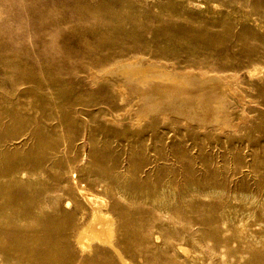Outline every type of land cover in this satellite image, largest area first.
<instances>
[{
    "label": "rangeland",
    "instance_id": "obj_1",
    "mask_svg": "<svg viewBox=\"0 0 264 264\" xmlns=\"http://www.w3.org/2000/svg\"><path fill=\"white\" fill-rule=\"evenodd\" d=\"M115 58L186 117L145 114ZM81 191L132 264H264V0H0V264H121L77 244Z\"/></svg>",
    "mask_w": 264,
    "mask_h": 264
},
{
    "label": "bare ground",
    "instance_id": "obj_2",
    "mask_svg": "<svg viewBox=\"0 0 264 264\" xmlns=\"http://www.w3.org/2000/svg\"><path fill=\"white\" fill-rule=\"evenodd\" d=\"M119 53V52H118ZM107 57V56H106ZM108 58V57H107ZM129 58V57H128ZM101 59V58H100ZM116 60H114V62H115V64L114 65H116V63H118L120 60L122 61V60H124V59H120V58H115ZM153 59V58H152ZM100 61V60H99ZM99 61H97L98 63H99ZM107 61V60H106ZM102 63V62H101ZM112 63H113V61H111V62H109V60H108V62H106L105 63V61H104V63L103 64H101L100 65V69H105V70H108V71H110V68H112V66H114V65H112ZM145 63V62H144ZM147 63V62H146ZM145 63V64H146ZM172 63V62H171ZM100 64V63H99ZM143 64L142 63V61H137V60H132L131 58H130V61H127V62H120V63H118V65H117V68H118V70L116 71L115 69H113V71L111 72L112 73V75L114 74L115 75V73L116 72H120V73H123V75L121 76L122 77V79L121 78H117V77H112V86L114 87V86H116V85H118V84H116L117 82L119 83V82H123L124 83V85L126 84L127 86H129V89H130V91L132 92L131 93V95L132 96H134V95H137L138 97H139V99H140V97L142 98V100H143V106H141L142 107V110H143V112L145 113V114H154V113H156V114H162V115H168V113L167 112H172V110L174 109V110H176L177 111V115H184V114H181L182 113V111H184L183 113H185L186 112V114H187V108L186 107H188V104H186V107L185 106H183V104H185V102L184 101H182V102H184V103H182L181 104V101H180V103H177V102H171V98H169L167 95H165L164 96V98L167 96L168 98H169V100L168 101H165V99L164 100H162V99H160L158 96L159 95H157L156 93H154V92H152L151 91V88L152 87H150V85L152 84V85H154L153 83L156 81V80H154L153 79V76L150 74V75H148V74H146V73H148L149 71H154V70H156V69H159L160 70V66L158 67L157 65H155L154 63H148V64ZM161 65V64H160ZM167 65V64H166ZM165 66V65H164ZM163 65L161 66V67H164ZM158 67V68H157ZM167 67V66H166ZM165 67V68H166ZM116 68V69H117ZM163 69V68H162ZM167 69V68H166ZM175 69V68H174ZM171 70V69H170ZM122 71V72H121ZM169 71V70H168ZM174 71V70H173ZM161 72H165V71H161ZM160 72V73H161ZM258 73V70H255V73ZM107 73V72H106ZM111 73H109V74H111ZM120 73H118V74H120ZM170 73H171V71H170ZM254 73V72H253ZM253 73H252V75H253ZM254 73V75H256ZM117 74V73H116ZM126 74H127V78L125 77L126 76ZM154 74V73H153ZM164 74V73H163ZM176 74V73H175ZM173 75V74H172ZM177 75V74H176ZM180 75V74H179ZM187 75V74H186ZM156 76V78H157V75H155ZM184 76V75H183ZM188 76V75H187ZM197 76V75H196ZM110 78H111V76H109ZM123 77H125V78H123ZM165 77V76H164ZM158 78H160V75H159V77ZM157 78V79H158ZM163 78V77H162ZM177 78V77H176ZM190 78H192V76L190 77ZM194 78H195V76H194ZM167 79V78H166ZM171 79L173 80V79H175L174 77L172 78L171 77ZM178 79V78H177ZM200 78H198L197 79V82H198V80H199ZM165 80V79H164ZM163 80V81H164ZM170 80V79H169ZM181 80V79H180ZM191 80V79H190ZM215 80V79H214ZM154 81V82H153ZM192 81H194V80H192ZM159 82V81H158ZM172 82V81H171ZM188 82V83H187ZM187 82H185V83H187V84H189V81H187ZM195 82V81H194ZM156 83V82H155ZM184 83V82H183ZM196 83V82H195ZM177 84V83H176ZM194 84V83H193ZM201 84V83H200ZM205 84V83H204ZM169 85V84H168ZM172 85V84H171ZM175 85V84H174ZM191 85V84H190ZM195 85V84H194ZM203 85V84H202ZM119 86V85H118ZM159 86V85H158ZM186 86V85H185ZM125 87V86H124ZM155 87V86H154ZM181 87H182V85H181ZM194 87V86H193ZM196 87V86H195ZM206 87V86H205ZM119 88H120V86H119ZM127 88V87H126ZM160 88V87H159ZM164 88V87H163ZM191 88V87H190ZM204 88V87H203ZM202 88V89H203ZM115 89V88H114ZM117 89V88H116ZM154 89V88H153ZM165 89V88H164ZM181 89V88H180ZM195 89V88H194ZM193 89V91H195ZM197 89H198V87H197ZM204 89H206V88H204ZM126 90V89H125ZM160 90V89H159ZM154 91V90H153ZM162 91H163V89H162ZM168 91V90H167ZM166 91V92H167ZM170 91H171V89H170ZM177 91V90H176ZM176 91H174L173 90V92H176ZM179 91H181V90H179ZM179 91H177V92H179ZM189 91H191V90H189ZM205 91V90H204ZM127 92V91H126ZM172 92V91H171ZM192 92V91H191ZM197 91H195V93H196ZM199 92V91H198ZM209 92V91H208ZM238 92V91H237ZM161 93H163V92H161ZM168 93V92H167ZM160 94V93H159ZM181 93H179V94H176V95H178V97L179 98H181V97H183V96H181L180 95ZM188 94V93H187ZM187 94H185V95H187ZM197 94V93H196ZM195 94V95H196ZM201 94V93H200ZM211 94V93H210ZM168 95H169V93H168ZM171 95H172V93H171ZM175 95V96H176ZM203 96H205L206 94H202ZM218 95V94H217ZM123 96V95H122ZM170 96V95H169ZM188 97H189V95H187ZM199 96V95H198ZM202 96V97H203ZM210 96H212V95H210ZM216 96V95H215ZM224 96V95H223ZM131 97V96H130ZM193 97V96H192ZM220 97V96H219ZM167 98V99H168ZM185 99L187 98V97H184ZM191 98V97H190ZM194 98V97H193ZM192 98V100H194V99H196V98H194L193 99ZM132 99V98H131ZM160 99V102H163V104H161V105H158L157 104V101L156 100H159ZM198 99V98H197ZM203 99V98H202ZM133 100V99H132ZM131 100V101H132ZM175 100V99H174ZM182 100V99H181ZM189 100H191V99H189ZM191 100V101H192ZM201 100V99H200ZM208 100H209V98H208ZM212 100L214 101L215 99H213L212 98ZM127 101V100H126ZM129 101V100H128ZM131 101H129V102H131ZM137 101H139L138 99H137ZM176 101H178L179 102V100H178V98L176 99ZM186 101V100H185ZM205 101V100H204ZM135 102V101H134ZM199 102V101H198ZM206 102V101H205ZM204 102V103H205ZM215 102H217V100L215 101ZM218 102H219V100H218ZM221 102V101H220ZM128 103V102H127ZM189 103H190V101H189ZM196 102L194 101V104H195ZM222 103V102H221ZM221 103H219V105L221 104ZM131 104H133V102H131ZM136 103H134V105H135ZM209 104V103H208ZM207 103H206V105H208ZM127 105V104H126ZM141 105V104H140ZM191 105H193V104H191ZM219 105H217V107L219 106ZM136 106V105H135ZM134 106V107H135ZM209 106H210V104H209ZM213 106V103H212V105H211V107ZM221 106V105H220ZM130 107H131V105H130ZM133 107V106H132ZM139 107V106H138ZM192 107V106H191ZM200 106H198V108H199ZM211 107H207V108H205V106H203V110H204V112L205 113H210V112H212V109H211ZM217 107H214V109H213V111L215 112V113H217L215 110V108H217ZM224 107V106H223ZM135 108H137V107H135ZM193 108V107H192ZM196 108H197V106H196ZM220 108V107H219ZM218 108V109H219ZM128 109H129V107H128ZM127 109V110H128ZM138 109H141V108H138ZM188 109H190V106H189V108ZM202 109V108H201ZM224 109V108H223ZM222 109V110H223ZM226 109V108H225ZM137 110V109H136ZM191 110V109H190ZM190 110H189V112H190ZM200 110V109H199ZM211 110V111H210ZM220 111H221V109H219ZM195 111V110H194ZM193 111V112H194ZM135 112V111H134ZM137 112V111H136ZM140 112V111H139ZM193 112H191V114H193ZM196 112V111H195ZM132 113H133V111H132ZM131 113V114H132ZM142 113V112H141ZM176 113V112H175ZM222 113V112H221ZM140 114V113H139ZM143 114V113H142ZM195 115H196V113H194ZM194 114H193V116L191 115L190 116V118H188V120L186 121V122H193V120L195 121V120H197V119H202L203 118V116H202V118H201V116H200V118H197V119H194L193 117H194ZM219 114V113H218ZM217 114V115H218ZM136 115V114H135ZM134 115V116H135ZM189 115V114H188ZM203 115V114H202ZM216 114L214 115V116H217ZM185 116V115H184ZM213 116V117H214ZM226 116V115H225ZM224 116V117H225ZM186 117V116H185ZM189 117V116H188ZM213 117H211V118H213ZM183 118V117H182ZM191 118H193V120L191 121ZM219 118H221V117H219ZM205 119H207V120H209L208 118H205ZM226 119H228V118H226ZM185 120V119H184ZM203 120V119H202ZM202 120H197V122H199V121H202ZM214 120H216V119H214ZM221 120V119H220ZM211 121V120H210ZM211 123V122H210ZM219 123H221V121L219 122ZM223 123V122H222ZM200 124V123H199ZM200 125H202V126H204L205 124H200ZM207 125V124H206ZM211 125V124H210ZM81 194H82V196L84 197V199L87 201V203L89 204V205H91L92 207H93V209H92V215H91V218H90V220L88 221V223L86 224V225H84L83 227H81L80 229H79V231H78V233H77V235H76V242H77V244L79 245V247L80 248H82V249H86V248H91L92 247V245H94V244H97V245H99V246H107L108 248H110V250L118 257V259L120 260L119 262L121 263V264H132L131 262H129L128 260H127V258H126V256H124V254H123V252L116 246V244H115V242H114V239H115V235H116V230H115V220H114V218L112 217V215L111 214H109L108 212L107 213H105L104 211H103V209L105 208H107V206H108V203H107V201L105 200V199H103V198H101V197H98V196H95V195H93L92 193H90V192H88V191H81ZM183 251H185V250H183Z\"/></svg>",
    "mask_w": 264,
    "mask_h": 264
}]
</instances>
